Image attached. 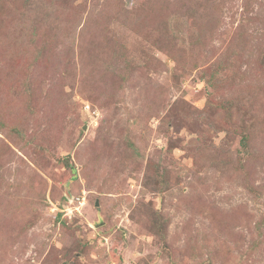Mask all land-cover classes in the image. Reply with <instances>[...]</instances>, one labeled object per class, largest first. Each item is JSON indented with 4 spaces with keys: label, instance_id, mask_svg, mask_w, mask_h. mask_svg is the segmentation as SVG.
Here are the masks:
<instances>
[{
    "label": "rangeland",
    "instance_id": "obj_1",
    "mask_svg": "<svg viewBox=\"0 0 264 264\" xmlns=\"http://www.w3.org/2000/svg\"><path fill=\"white\" fill-rule=\"evenodd\" d=\"M0 264H264V0H0Z\"/></svg>",
    "mask_w": 264,
    "mask_h": 264
}]
</instances>
